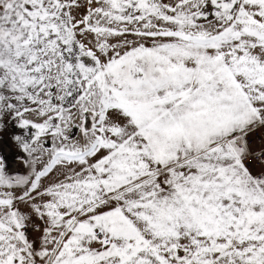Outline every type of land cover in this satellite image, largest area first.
<instances>
[{
    "label": "snow or ice",
    "instance_id": "1",
    "mask_svg": "<svg viewBox=\"0 0 264 264\" xmlns=\"http://www.w3.org/2000/svg\"><path fill=\"white\" fill-rule=\"evenodd\" d=\"M0 264H264V0H0Z\"/></svg>",
    "mask_w": 264,
    "mask_h": 264
}]
</instances>
